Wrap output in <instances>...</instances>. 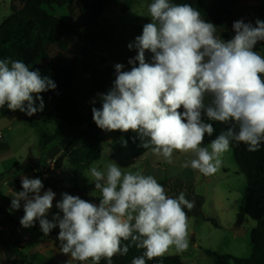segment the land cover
Returning <instances> with one entry per match:
<instances>
[{
  "label": "clouds",
  "instance_id": "9594fccd",
  "mask_svg": "<svg viewBox=\"0 0 264 264\" xmlns=\"http://www.w3.org/2000/svg\"><path fill=\"white\" fill-rule=\"evenodd\" d=\"M147 11L150 22L127 45L137 53L128 60L131 69L115 64L112 87L98 94L101 107L91 109L96 126L137 133L141 147L151 148L168 164L174 152L191 153L182 167L204 176L220 169L233 143L258 151L264 143V56L255 46L264 41V21L236 20L234 35L223 40L216 34L217 26L188 3L152 0ZM56 87L22 60L0 59V108L31 117L43 111L41 93ZM210 121L225 128L202 146L205 135L216 131ZM89 171L99 203L61 193L52 220L47 214L56 194L51 189L42 192L40 178L21 176L22 190L12 194L10 204L18 210L23 202L20 225L30 228L38 221L45 236L58 227L61 253L80 264H99L102 258L111 264L132 245L144 251L131 264H146L170 249H188L185 208L191 210L194 202L183 192L172 198L152 175L124 172L115 162Z\"/></svg>",
  "mask_w": 264,
  "mask_h": 264
},
{
  "label": "rangeland",
  "instance_id": "374dc122",
  "mask_svg": "<svg viewBox=\"0 0 264 264\" xmlns=\"http://www.w3.org/2000/svg\"><path fill=\"white\" fill-rule=\"evenodd\" d=\"M11 4L17 7V3L12 0H0V22L11 12ZM147 6L148 0H113L107 4L90 29L109 38L110 42L106 43L103 39L90 41L83 49L88 52L96 50L98 59L105 61V65L114 67L120 63L124 65L123 70H130L128 60L137 54L136 50L134 48L130 50L126 42L119 41L126 40L132 43L135 37L142 33L143 25L151 20ZM45 9L50 14L61 17L65 22H71L77 16V10L68 7L54 6L53 9L47 7ZM235 10L238 11V20L243 19L253 24L257 19L264 21V0H241L235 6ZM80 39L84 44L90 38L86 39L83 33H80ZM91 44L95 47L90 48ZM70 49L82 57V47L76 45L75 38L70 41ZM255 49L264 56V46ZM149 57L150 53L146 52V58ZM58 58L59 55L53 56V60ZM38 70L41 76L50 79L54 74L47 64L40 66ZM114 79L115 68L114 76L109 82V90ZM43 101L45 105L43 111L31 117L18 110L10 111L7 106L0 108V155L3 157L0 160V201L6 198L11 200L15 192L13 185L21 176L33 174L34 178H40L43 184L49 182L58 187V201L61 199V193L66 192L98 204L97 190L81 194L72 189L94 182L89 171L92 166L103 170L108 163L115 162L124 172L142 170L143 174L152 175L158 182H164L168 196L176 198L183 192L187 200L194 202L191 210L185 208L189 221L188 249L182 253L170 249L164 256L177 255L183 264H215L214 259L205 253V249L242 259L249 257L250 235L256 223L243 213L246 179L237 171L231 150L223 155L222 165L214 175L204 176L190 167H182L192 158L191 153L174 152L171 164L154 155L151 150L141 157L132 158L128 153L127 143L126 146L122 143L126 140L117 136L114 131H106L102 134L103 148L100 157L91 162L86 169L73 168L67 159H64L60 169H56L54 159L61 154L72 134L69 131L64 132L47 145L41 146L42 132L51 134L55 131L50 105L44 99ZM98 102L100 103V100ZM27 118L32 119L34 126L30 125ZM58 211L54 210L53 215ZM203 218L214 220L216 225ZM41 240L46 248L60 249L57 237ZM62 256L66 261H71L70 256L65 254Z\"/></svg>",
  "mask_w": 264,
  "mask_h": 264
},
{
  "label": "trees",
  "instance_id": "16d2710c",
  "mask_svg": "<svg viewBox=\"0 0 264 264\" xmlns=\"http://www.w3.org/2000/svg\"><path fill=\"white\" fill-rule=\"evenodd\" d=\"M113 0H12L17 7L10 5L11 12L0 22V59L22 60L31 70L39 69L42 65H49L54 71L52 80L57 85L55 90L41 93L43 99L50 105V114L55 123V131L51 134H41V146L47 145L64 132H70L72 138L63 147L61 154L54 159L56 169H60L64 159L77 170L86 169L91 162L100 157L103 148L102 134L106 131L99 129L92 120V107L100 108L98 94L109 91V82L114 76V67L105 65L99 60L97 51L88 52L83 49L90 41L103 39L106 43L110 39L104 37L90 28L101 16L105 6ZM241 0H171L175 4L188 3L198 10L201 17L217 26V36L223 40L231 39L234 35L232 24L238 20V11L235 6ZM152 0H148L150 4ZM68 7L77 10V16L71 22H65L61 17L50 14L45 7ZM83 33L87 41L83 44L80 39ZM75 38L76 45L82 47V57L70 49V41ZM126 42L120 40L119 43ZM264 41L258 42L255 47H263ZM95 47L94 44L90 45ZM54 55L60 58L53 60ZM210 98L206 100L208 102ZM95 101V103H93ZM183 111V109H180ZM34 126L31 118H27ZM213 123L216 131L212 136L205 135L204 144L208 145L212 139L225 128L219 122ZM115 134L126 140L128 153L132 158L143 156L151 148L141 147V139L132 131H114ZM233 160L237 171L244 175L246 188L244 192L243 213L255 221L256 225L251 231V253L248 258L242 259L230 254H218L205 249V253L214 259L215 264H264V143L256 152L247 151L243 143L231 145ZM163 187L164 182H159ZM44 186L58 189L54 184L44 182ZM72 190L89 194L94 189V182L75 186ZM11 201L4 199L0 205V215L4 222L10 226H17L18 222L8 211ZM204 219V218H203ZM211 221L212 219H204ZM33 230L41 237H57L59 229L53 228L45 236L36 221ZM130 243L123 241L122 244ZM12 251L15 255L14 263L25 258L19 244L13 243ZM143 249L135 245L129 248L126 255L117 254L112 258L111 264H131L133 258L141 256ZM86 264L92 262L86 261ZM99 264H108L101 259ZM146 264H183L177 255L158 257Z\"/></svg>",
  "mask_w": 264,
  "mask_h": 264
},
{
  "label": "crops",
  "instance_id": "0c3cea01",
  "mask_svg": "<svg viewBox=\"0 0 264 264\" xmlns=\"http://www.w3.org/2000/svg\"><path fill=\"white\" fill-rule=\"evenodd\" d=\"M2 158L3 157L0 155V160H2ZM26 176L29 178H34L33 174H28ZM13 188H15V192L22 190L21 177L19 178V181L16 182L15 185H13ZM47 189H51L56 194L53 201V207L49 210L47 214V219L52 220L53 211L58 210L55 207V204L59 199V193L58 189H53L46 186H44L42 192ZM8 200L11 201L10 199ZM3 201H0V205H2ZM8 211L11 213L12 217L18 222V225L10 226L8 223L4 222V216L0 215V264H80L72 259L70 262L66 261L63 258L59 248L50 249L44 247L43 241L41 239H46L48 237L39 236L38 233L35 232L32 227L23 228L20 225V219L24 215L23 202H21L20 209L13 210L10 208ZM15 214H17V216ZM14 215L17 218H15ZM17 232H19L20 234L18 235ZM16 242L19 244L20 252L25 258L23 259V261L14 263L15 255L12 251L11 246L13 243Z\"/></svg>",
  "mask_w": 264,
  "mask_h": 264
}]
</instances>
